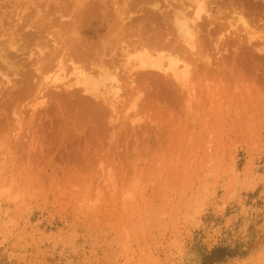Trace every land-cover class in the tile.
Instances as JSON below:
<instances>
[{
	"label": "rangeland",
	"instance_id": "374dc122",
	"mask_svg": "<svg viewBox=\"0 0 264 264\" xmlns=\"http://www.w3.org/2000/svg\"><path fill=\"white\" fill-rule=\"evenodd\" d=\"M198 243L264 264V0H0V264Z\"/></svg>",
	"mask_w": 264,
	"mask_h": 264
},
{
	"label": "bare ground",
	"instance_id": "6f19581e",
	"mask_svg": "<svg viewBox=\"0 0 264 264\" xmlns=\"http://www.w3.org/2000/svg\"><path fill=\"white\" fill-rule=\"evenodd\" d=\"M182 25V26H181ZM179 25L178 27H185L186 28V32L188 31V28L184 25V24H181ZM188 25V24H187ZM180 27V28H181ZM184 28V29H185ZM183 30V29H182ZM178 31V30H177ZM181 31V30H180ZM185 31V30H184ZM189 31H190V28H189ZM183 32V31H182ZM190 35L189 36H193L191 35L192 33L190 32L189 33ZM156 56V55H155ZM153 54H149L147 52H143L141 53L140 55L137 56V58H135L133 61H136V63H133L132 64V68L134 69H141V70H146V69H149V70H155L157 72H162L163 74H167L169 70H173L171 65L170 67H165L164 63H162V58L160 57H155ZM132 60V59H131ZM131 62V61H130ZM172 62V60H171ZM170 64V63H169ZM174 64L175 63H171ZM164 65V66H163ZM176 65V64H175ZM177 66H174V68H176ZM131 69V68H130ZM173 71H176V70H173ZM178 71V70H177ZM142 72V71H141ZM80 74V73H79ZM179 74V73H177ZM82 75V74H81ZM85 75H83L82 77H79L78 76V84H81L83 85L84 87V90L85 92H88L89 94L91 93V95H98L100 94V91L99 88L101 87L100 83L99 82H96L93 80L92 77H89L87 76L86 79L84 77ZM180 76V75H179ZM92 78V79H91ZM178 78V77H177ZM119 85L116 86H111L110 87V90L109 91H106V92H110L111 95L113 97H115V95H119V91L120 89L118 88ZM98 93V94H97Z\"/></svg>",
	"mask_w": 264,
	"mask_h": 264
},
{
	"label": "trees",
	"instance_id": "16d2710c",
	"mask_svg": "<svg viewBox=\"0 0 264 264\" xmlns=\"http://www.w3.org/2000/svg\"><path fill=\"white\" fill-rule=\"evenodd\" d=\"M196 251L199 253L200 264H221L227 260L244 254L239 248L231 249L230 247L218 246L217 248L209 251L205 247L196 245Z\"/></svg>",
	"mask_w": 264,
	"mask_h": 264
}]
</instances>
